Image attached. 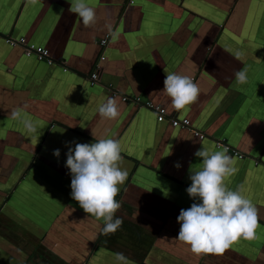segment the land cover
Masks as SVG:
<instances>
[{
	"label": "crops",
	"instance_id": "obj_1",
	"mask_svg": "<svg viewBox=\"0 0 264 264\" xmlns=\"http://www.w3.org/2000/svg\"><path fill=\"white\" fill-rule=\"evenodd\" d=\"M85 2L97 14L91 27L69 12L71 0H0V264H115L117 252L132 264H264V0ZM7 37L46 47L55 63L26 56ZM225 49L241 51L242 60ZM103 53L101 82L92 85ZM242 67L248 81L239 85L234 72ZM165 71L191 76L201 89L197 102L172 108ZM123 95L168 116L160 122L154 109ZM109 97L119 101L115 120L98 113ZM16 108L41 122L40 136L30 138L10 118ZM172 116L188 118L205 138L173 126ZM99 138L119 140L129 172L116 197L123 224L107 236L103 220L72 199L65 166L66 142L74 148ZM217 140L244 153L228 151L239 171L226 183L243 185L259 227L255 239L196 255L177 239V217L195 202L186 192L190 169L202 167L195 151L222 150Z\"/></svg>",
	"mask_w": 264,
	"mask_h": 264
},
{
	"label": "clouds",
	"instance_id": "obj_2",
	"mask_svg": "<svg viewBox=\"0 0 264 264\" xmlns=\"http://www.w3.org/2000/svg\"><path fill=\"white\" fill-rule=\"evenodd\" d=\"M35 6L40 0H28ZM69 12L79 16L85 27L97 23V14L85 0H71ZM111 30V25H106ZM236 60H242L241 51L225 49ZM166 72V71H165ZM237 84L248 81L247 68L234 72ZM163 91L171 99L172 108L182 110L197 102L201 89L191 76L176 72H166ZM26 107V106H25ZM23 108L11 111L10 118L19 120L30 138L39 133L43 125L39 120L33 121L22 116ZM101 118L115 120L120 115L119 101L109 97L98 107ZM94 135V134H93ZM66 142L68 151L65 166L71 174V197L78 202L83 211L98 220H103L102 235L115 234L123 224L116 216L121 203L116 199L121 186L128 179L129 172L122 167L124 157L121 144L115 138H99L93 143ZM228 148L212 151L206 146L197 149L194 155L202 158V167L191 170L190 186L186 192L195 202L187 209H181L177 217L180 229L177 239L190 245L191 251L202 253H223L241 238H256L259 227V212L250 198L244 195L243 185L235 190L228 187V178L238 173L235 160L228 154ZM53 155L60 156V149H54ZM179 169L181 165L175 164ZM150 191V190H149ZM115 264H132L122 252L114 254Z\"/></svg>",
	"mask_w": 264,
	"mask_h": 264
},
{
	"label": "built area",
	"instance_id": "obj_3",
	"mask_svg": "<svg viewBox=\"0 0 264 264\" xmlns=\"http://www.w3.org/2000/svg\"><path fill=\"white\" fill-rule=\"evenodd\" d=\"M131 3L134 2V0H130ZM110 39V34H108L105 38H103L100 41V44L103 48H106L108 45ZM6 42L9 43L11 46H22L24 48V54L26 56H35L37 57L39 60L41 61H45L48 64L52 65L55 63L54 58L51 56L49 49H47L44 46L41 45H37L35 43H30L25 37H20V38H13V37H7L6 38ZM106 58V56L104 55V53L100 56L99 60L97 61L94 70L92 71V73L89 76V81L92 85H95L99 82H101V76H102V66L100 64V61L104 60ZM64 71L68 70V67L66 65V62H64ZM116 92V91H115ZM122 99L124 101H128L130 99L135 100L136 102L142 104L143 106L149 107L151 109H154L157 112L158 115V120L160 122L164 121L167 116V110L161 106H156L154 105L152 102H145V103H141V100L139 97H135V98H130L127 95H123ZM170 121L172 123L173 126L175 127H182V128H188L193 130L194 134L196 136H198L199 138L203 139L205 138V134L202 133L201 131L195 129L192 126L191 121L188 118H183V119H179L178 117L172 116L170 118ZM217 146L219 148H224L227 147L229 152L233 153V155L239 157V158H244V153H242L241 151L235 149L234 147H232L230 144H228L227 142H225L224 140H217Z\"/></svg>",
	"mask_w": 264,
	"mask_h": 264
}]
</instances>
